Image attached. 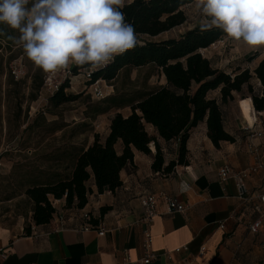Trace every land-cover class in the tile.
Returning <instances> with one entry per match:
<instances>
[{
    "label": "crops",
    "instance_id": "0c3cea01",
    "mask_svg": "<svg viewBox=\"0 0 264 264\" xmlns=\"http://www.w3.org/2000/svg\"><path fill=\"white\" fill-rule=\"evenodd\" d=\"M222 111L225 128L234 136V142L222 141L217 147L208 136L206 122H202L191 130L188 164L177 165L170 173L153 169L156 153L153 143L151 154L135 149L134 163L121 171L122 185L115 191L99 193L94 176L88 182L92 193L83 210L91 211L94 222H100L102 229L82 230L78 210L70 212L64 199L58 208L65 217H54L47 224L37 225L33 220V204L27 222L23 218L16 229L0 226V264H119L126 251L134 259L145 255L146 231L152 234V250L157 254L150 264H264V220L258 231L249 229V224L258 217L254 205L264 186L263 171L252 172L247 178L249 200L239 196L232 176L226 181L219 177V169L226 164L234 171L255 164L257 159L249 149L250 144L258 148L264 164L263 139L252 137L251 131L245 129V118L249 115L242 112L241 121L238 114L228 117ZM255 114V118L262 120L256 128L264 130V111L256 110ZM110 122L105 137L96 131L102 140L109 134ZM154 131L151 134L158 135ZM159 142L164 166L178 159V139L159 138ZM118 145L121 152L122 142ZM160 192L185 203L187 210L170 213L169 206L160 201L157 213L148 221L141 198ZM104 206L109 209L102 214ZM184 245L189 249L175 250ZM203 246L206 250L201 254Z\"/></svg>",
    "mask_w": 264,
    "mask_h": 264
},
{
    "label": "trees",
    "instance_id": "16d2710c",
    "mask_svg": "<svg viewBox=\"0 0 264 264\" xmlns=\"http://www.w3.org/2000/svg\"><path fill=\"white\" fill-rule=\"evenodd\" d=\"M193 0H131L123 8L126 19L136 30L138 45L128 50L104 67L96 68L89 84L102 79L111 82L127 67L154 65L164 75L166 83L140 99L132 100L115 95L107 97L108 104L97 113H105L114 107H131V113L117 112L110 122V131L104 140L96 133L94 141L83 148L76 158L74 169L68 178L52 183L31 186L26 194L33 202V220L37 225L47 224L56 211L51 198H65L66 206L84 209L88 204L92 189L88 182L94 176L99 193L115 191L122 185L121 171L134 163V150L151 154L150 145L156 147L153 169L170 173L177 165H187L188 140L191 130L206 122L208 136L217 147L222 141L234 142L235 138L227 132L223 119L221 103L236 99V94L246 97L249 114L256 110L264 111L263 95L255 92L252 85L253 73L246 68L228 73L215 67L204 55L213 43L226 34L219 28L202 30L201 26L187 29L177 37L162 40H143L144 36L156 37L186 23L188 16L184 7ZM5 24H0L3 26ZM0 37H3L0 34ZM1 49V47H0ZM90 65H75L74 75ZM256 76L264 86V60L255 69ZM67 79L60 89L50 97V104L58 107L76 100L77 94H69L71 85ZM43 85L41 79L39 89ZM219 91V98L209 96ZM37 95H33L36 99ZM147 126L153 127L158 135L151 134ZM159 138L166 141L179 140V156L164 166L165 159ZM122 142L121 152L117 149ZM154 145H153V144ZM109 209H101L104 214ZM97 223V222H96Z\"/></svg>",
    "mask_w": 264,
    "mask_h": 264
},
{
    "label": "rangeland",
    "instance_id": "374dc122",
    "mask_svg": "<svg viewBox=\"0 0 264 264\" xmlns=\"http://www.w3.org/2000/svg\"><path fill=\"white\" fill-rule=\"evenodd\" d=\"M184 11L188 16L186 23L153 38L144 36L141 42L177 37L189 28L201 26V17L194 4L185 6ZM5 28L0 26L3 35L0 37V226L16 229L23 223V218L27 222L33 206L26 194L27 189L70 177L75 159L93 141L96 131L105 137L108 123L117 112L131 113L128 105L97 113L108 104L107 97L115 95L118 99L137 100L164 85L166 79L154 65L127 67L115 80L102 83L107 96L97 99L82 70L71 79V85L66 89L67 93L79 97L54 107L50 104V93L43 89V85L38 88L41 79L44 83L46 73L38 70L23 54L22 46L16 42L19 32L8 26ZM220 40L222 42L216 46L203 49L204 55L215 67L228 73L250 69L254 75L252 85L259 93L263 84H260L255 69L264 60V46L250 48L227 35ZM15 61L20 62L26 71L23 78L16 79L11 72ZM75 65L70 62L68 67ZM33 95H37L36 99ZM246 95L236 94L235 100L221 103L228 117H234L236 113L243 121L242 112L250 116L247 91ZM209 96L219 98V91H212ZM147 128L150 133L155 132L151 126ZM117 149L120 150L119 145ZM65 208L72 213L77 210L66 205Z\"/></svg>",
    "mask_w": 264,
    "mask_h": 264
},
{
    "label": "clouds",
    "instance_id": "9594fccd",
    "mask_svg": "<svg viewBox=\"0 0 264 264\" xmlns=\"http://www.w3.org/2000/svg\"><path fill=\"white\" fill-rule=\"evenodd\" d=\"M202 30L221 29L250 48L264 46V0H193ZM126 0H0V24L19 32L23 54L43 73L70 62L100 68L139 40Z\"/></svg>",
    "mask_w": 264,
    "mask_h": 264
},
{
    "label": "built area",
    "instance_id": "2783aa9c",
    "mask_svg": "<svg viewBox=\"0 0 264 264\" xmlns=\"http://www.w3.org/2000/svg\"><path fill=\"white\" fill-rule=\"evenodd\" d=\"M221 42L222 40H218L217 42L213 43L212 46H216L217 43H221ZM82 70H84L86 80L90 81L91 76L93 72L96 70V68L85 67L83 69H80V72H82ZM11 72L16 79L23 78L26 73L23 65L18 61H15L12 63ZM73 77H75L73 67H68L66 69H60L55 73H47L44 77L43 89L46 90L48 93H50V95L52 96L60 89L61 85L67 79H72ZM103 82H105V80L99 79L90 84L92 94L97 99H103L107 96V93L105 92L104 86L102 84ZM260 84L262 85L261 82ZM263 92H264V86L262 85L260 95H263ZM261 121L259 118H255V121L252 124L247 121L245 122L246 124L245 129L251 131L252 137L262 138L263 139L262 143L264 146V130L262 129L259 130L256 128V124ZM249 149L251 150L253 154L256 155L257 160L254 165H252L251 167L247 169L241 170V171H234L232 167L228 164L222 166L219 169V177L222 181L228 180L231 176L235 179L238 194L244 200H249L250 189L247 184L248 176L252 172H256L258 170H262L264 173V164L260 160L258 148L255 145L250 144ZM257 198H258V203L254 205V209L258 213V217L252 223L249 224V229L252 231H258L264 220V186L262 190L259 191ZM63 199L65 200V198ZM61 200L62 199H54L53 197L51 198V202L56 209L53 215V218L54 217H58V218L65 217L63 214L59 212V208H58V203ZM160 201L166 203L169 206L170 213L185 212L188 208L185 203L178 201L175 197H173L172 195L166 192H160L158 194L148 193L141 198V203L145 211V219H147L148 221H151L153 219L154 215L157 213V208H158V204ZM73 209L78 210L79 217L83 221L82 230L90 231V230L102 229V225L100 224V222L99 223L94 222L95 218L91 211H86V210L79 209L76 207H73ZM221 226L223 227L224 224L222 223ZM152 240H153L152 234L150 233V231H146L145 240L143 243L144 249L146 251L145 255L141 258L134 259L126 251L122 262L119 264H150L157 257V254L152 250ZM188 249L189 247L187 245H184L181 247H177L175 250L177 252H182ZM205 250H206V247L203 246L201 248L200 253L203 254ZM2 255L5 256V254H2Z\"/></svg>",
    "mask_w": 264,
    "mask_h": 264
},
{
    "label": "bare ground",
    "instance_id": "6f19581e",
    "mask_svg": "<svg viewBox=\"0 0 264 264\" xmlns=\"http://www.w3.org/2000/svg\"><path fill=\"white\" fill-rule=\"evenodd\" d=\"M254 119H255V113L252 115V117L249 116L245 118V120L251 124L254 122Z\"/></svg>",
    "mask_w": 264,
    "mask_h": 264
}]
</instances>
